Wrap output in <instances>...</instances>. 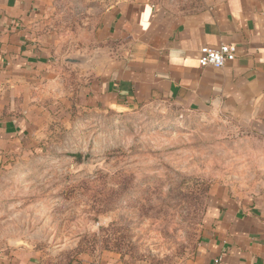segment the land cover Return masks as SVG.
<instances>
[{"label":"rangeland","instance_id":"obj_1","mask_svg":"<svg viewBox=\"0 0 264 264\" xmlns=\"http://www.w3.org/2000/svg\"><path fill=\"white\" fill-rule=\"evenodd\" d=\"M115 1L52 0L44 15L59 40L50 71L72 89L45 92L39 125L0 144L2 258L186 264L206 238L214 202L264 195V136L246 122L172 100L109 107L79 98L96 27ZM214 1L157 0L174 12ZM6 78L0 71V118L26 115L23 95L35 89L20 93Z\"/></svg>","mask_w":264,"mask_h":264},{"label":"crops","instance_id":"obj_2","mask_svg":"<svg viewBox=\"0 0 264 264\" xmlns=\"http://www.w3.org/2000/svg\"><path fill=\"white\" fill-rule=\"evenodd\" d=\"M51 3L0 0V71L20 93L31 87L36 94L25 93L20 101L26 115L0 118V144L39 125L49 111L41 107L45 92L72 89L66 77L60 85L61 73L50 71L59 62L53 55L56 31L43 20ZM94 35V60L74 87L85 103L117 107L156 99L216 108L264 136V0H216L187 12L157 0H116ZM222 43H235L237 58L222 68L202 67L201 48ZM209 214L201 249L186 264H264V195L222 197ZM0 264L42 263L0 257Z\"/></svg>","mask_w":264,"mask_h":264},{"label":"built area","instance_id":"obj_3","mask_svg":"<svg viewBox=\"0 0 264 264\" xmlns=\"http://www.w3.org/2000/svg\"><path fill=\"white\" fill-rule=\"evenodd\" d=\"M198 59L202 67L222 68L237 58L238 47L235 43H222L213 47L205 45Z\"/></svg>","mask_w":264,"mask_h":264},{"label":"water","instance_id":"obj_4","mask_svg":"<svg viewBox=\"0 0 264 264\" xmlns=\"http://www.w3.org/2000/svg\"><path fill=\"white\" fill-rule=\"evenodd\" d=\"M88 156H86V158H87Z\"/></svg>","mask_w":264,"mask_h":264}]
</instances>
